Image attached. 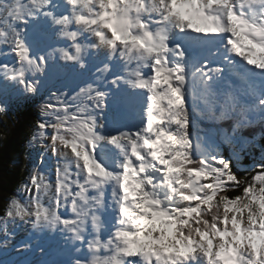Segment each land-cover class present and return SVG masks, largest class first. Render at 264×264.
Returning <instances> with one entry per match:
<instances>
[{
    "label": "snow or ice",
    "instance_id": "1",
    "mask_svg": "<svg viewBox=\"0 0 264 264\" xmlns=\"http://www.w3.org/2000/svg\"><path fill=\"white\" fill-rule=\"evenodd\" d=\"M0 57V114L53 68L103 65L41 100L0 248L27 226L36 264H264V156L240 179L199 134L264 125V0H0Z\"/></svg>",
    "mask_w": 264,
    "mask_h": 264
},
{
    "label": "trees",
    "instance_id": "2",
    "mask_svg": "<svg viewBox=\"0 0 264 264\" xmlns=\"http://www.w3.org/2000/svg\"><path fill=\"white\" fill-rule=\"evenodd\" d=\"M39 104V103H38ZM22 113V112H20ZM19 114V113H18ZM35 114L30 119V125L35 122ZM0 216H3L6 204L9 199L16 197L23 200L26 194L19 192L20 186L27 182L29 173L36 161H38V154L34 152L32 159H28L27 156L23 157V154L28 150L27 129L28 119L16 118L0 119ZM230 124L229 126H231ZM250 130H258L260 150L261 154L258 158V163L261 162L262 156H264V128L258 127ZM225 144V143H224ZM225 154V158H231L228 156V148L225 144L221 146ZM223 154V155H224ZM30 162V163H29ZM29 163V164H28ZM246 168V167H245ZM233 171L236 172L240 179H251V176L255 174L251 169L247 171H241L235 166L233 161ZM241 194L238 191L229 192V196H236ZM9 230L11 227L9 225ZM4 240L2 234H0V242Z\"/></svg>",
    "mask_w": 264,
    "mask_h": 264
},
{
    "label": "rangeland",
    "instance_id": "3",
    "mask_svg": "<svg viewBox=\"0 0 264 264\" xmlns=\"http://www.w3.org/2000/svg\"><path fill=\"white\" fill-rule=\"evenodd\" d=\"M51 70L53 72V78H52V81H51V83H52L57 78V76H58V74H59L60 71H59L58 67L53 68ZM93 74H94L93 72L88 73V79H89V81H92L95 78L93 76ZM75 77H77V81H78V75H76ZM57 87H59V86H57ZM41 91H42V89H41ZM13 95H14V97L18 96L15 93H13ZM42 99H43L42 96L39 97L37 99V102L41 103V100ZM21 103H22V106L24 108H26L28 106L27 105V103H28L27 101H22ZM17 107H19V106L17 105ZM28 120H30V118H28ZM35 124H36V122H34V124L32 123L31 125L29 124V125L26 126V129H27V133H26L27 134V138L26 139H29V137L33 133V131L35 129ZM242 132H244V134L245 135H248V136H250L251 134H254V130H243ZM225 135L232 136V133H230V132H223V136L224 137H225ZM232 141L234 143H237V145L235 146L236 147V152H240L239 150H237V147L238 146H239V149L240 150H243V147L246 145V142H245L244 137L241 136V131H238L236 133V135L234 137H232ZM229 144L231 145V143H229ZM40 150L41 149L39 147H36L33 150V152H36L37 154H39ZM26 156H27V153H24L23 154V157H26ZM246 169L250 170V167L247 166ZM24 243H32V240L29 239V236L28 235H26L16 246L21 245V244H24ZM35 249H36V245L34 246V249L33 250H35ZM0 250H1L2 253H4V254L7 255L6 257L3 256V255H0V264H10V261L13 260V259H15V258H16V260L20 261L21 260V257H23V254L22 253L20 254V253H17L16 251H11V250L8 251V250H5L3 248H0ZM10 252H11V254H9ZM35 252H36V250H35ZM40 259L41 258L30 259L31 260V264H36V262L39 261ZM22 262H24V260Z\"/></svg>",
    "mask_w": 264,
    "mask_h": 264
},
{
    "label": "bare ground",
    "instance_id": "4",
    "mask_svg": "<svg viewBox=\"0 0 264 264\" xmlns=\"http://www.w3.org/2000/svg\"><path fill=\"white\" fill-rule=\"evenodd\" d=\"M11 231H12V230H11ZM16 232H17V233H20L21 231H20V230H17Z\"/></svg>",
    "mask_w": 264,
    "mask_h": 264
}]
</instances>
